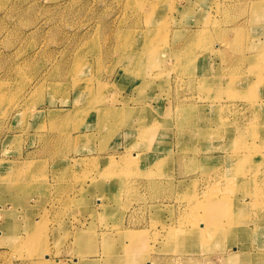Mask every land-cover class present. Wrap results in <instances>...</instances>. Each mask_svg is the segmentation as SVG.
Returning a JSON list of instances; mask_svg holds the SVG:
<instances>
[{"label":"rangeland","instance_id":"obj_1","mask_svg":"<svg viewBox=\"0 0 264 264\" xmlns=\"http://www.w3.org/2000/svg\"><path fill=\"white\" fill-rule=\"evenodd\" d=\"M263 46L264 0H0V264H264Z\"/></svg>","mask_w":264,"mask_h":264},{"label":"bare ground","instance_id":"obj_2","mask_svg":"<svg viewBox=\"0 0 264 264\" xmlns=\"http://www.w3.org/2000/svg\"><path fill=\"white\" fill-rule=\"evenodd\" d=\"M122 29V28H121ZM199 30V29H198ZM199 34H203L202 32H198ZM140 37H143L144 39L146 38L145 36L143 35H140ZM196 41H199L201 39L199 38H195ZM147 43L149 42H153V39H151V37H147V39H145ZM189 41H190V45L188 47H192V50L189 52V54L187 55V57L192 53L193 51V48L195 47V43L193 41V38H189ZM187 41V42H189ZM147 43L145 44L144 47H147ZM154 43V42H153ZM187 44L184 45V47H186ZM215 47H219L217 45H215ZM261 48V53L260 54H253L252 56L248 57V56H245V55H242L241 57V61L242 62H245L248 66H247V72L250 73V72H256V73H259V72H262V68H261V57H262V54L264 53V46L263 47H259ZM140 56V55H139ZM179 62H182L184 59L181 58V57H178L177 58ZM227 59L225 60V63H226ZM227 64V63H226ZM209 71V70H208ZM138 76V75H137ZM197 77V76H196ZM211 75H208L206 77H201L199 78L197 81L200 82V81H208L210 80L211 78ZM154 80L151 79L147 82H145L146 84H151L153 83ZM232 82V88H230L229 90L227 91H224V93H227L229 94L231 97L233 98H236L238 100H242V101H245V102H249L250 100V96H249V92L247 91H238L234 88V82L235 80L231 81ZM141 90V88H139ZM94 92V91H92ZM223 93V94H224ZM212 97H215V96H212ZM217 97L220 99L221 98V95H217ZM144 99L142 100V103H138L135 105V103L133 105H128V106H120L118 108H120L119 110H123L126 114H131V112L133 111V108H134V111L137 112V115H136V119L137 121L139 122V125H141L143 122L147 121L149 118L152 117L153 115V111L150 110L149 108H145V104H144ZM141 108V109H140ZM99 108L97 107V105H95V103L93 101H89L84 107H81L79 109V112L83 113V114H86V115H91L93 116L95 112H97ZM118 109H111V111L109 112V115H112V114H117ZM122 112V111H121ZM34 114V113H32ZM101 115V113H100ZM133 115V114H132ZM202 121V119L200 120ZM217 123L224 128V134L227 135L228 133L232 132V130L230 128H225L224 127V123L222 121H218L216 119ZM186 122L191 125V128H194V125H193V121L192 120H188L186 119ZM206 130H212V128H206V129H194L193 131H199V132H205ZM205 137V136H204ZM231 143L232 145L236 146L237 145V140L234 136L231 137ZM192 148H193V145L192 144H189ZM54 146V145H53ZM260 147H261V150H257L259 152L260 155L264 156V146L263 144H260ZM52 148V147H51ZM197 151V150H195ZM256 152L255 149H252V148H248V153L251 155V154H254ZM230 156L231 157H234V150L230 152ZM113 160V158H112ZM122 160L124 162H126L127 159H124L122 158ZM155 162L158 163V159L154 160ZM223 172L222 169H213V171H210L208 176H210L211 179H214V180H219V179H223L224 176L220 174V172ZM213 172H216L215 175H210L211 173ZM261 173L260 171V168L259 169H256L252 175L250 174H246L243 176L244 179H247L250 177V179L254 180L255 179V176L258 174V173ZM12 181H11V178L8 176V173H3L0 171V186H3L5 185V187L10 184ZM253 194V200H254V203H261L263 202V199L260 198L259 196V193L258 192H254L252 193ZM207 198L210 202V204H216L218 202V198L215 197V195L213 193H209L207 195ZM223 202V201H222ZM183 217L181 219V222L185 223V222H192L190 220V218L193 216V215H190V211H187L185 210L182 214H181ZM197 218L200 219V222L199 223H194V227L196 229H199L203 235H207L210 231H213L214 234H220V233H225L226 232V227L225 225L223 224V222H219L217 221L216 223L214 224H210V221L209 219L210 218H206L204 216H201V215H198V216H195ZM210 228H209V227ZM232 262H234V259H231V264Z\"/></svg>","mask_w":264,"mask_h":264}]
</instances>
